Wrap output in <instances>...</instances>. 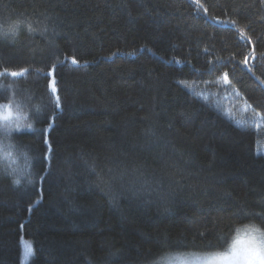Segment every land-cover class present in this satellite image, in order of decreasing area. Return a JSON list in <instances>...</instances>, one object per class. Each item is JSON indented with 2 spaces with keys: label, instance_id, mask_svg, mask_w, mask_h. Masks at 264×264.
<instances>
[{
  "label": "trees",
  "instance_id": "trees-1",
  "mask_svg": "<svg viewBox=\"0 0 264 264\" xmlns=\"http://www.w3.org/2000/svg\"><path fill=\"white\" fill-rule=\"evenodd\" d=\"M13 19L0 264H149L264 222V0H0Z\"/></svg>",
  "mask_w": 264,
  "mask_h": 264
},
{
  "label": "clouds",
  "instance_id": "clouds-1",
  "mask_svg": "<svg viewBox=\"0 0 264 264\" xmlns=\"http://www.w3.org/2000/svg\"><path fill=\"white\" fill-rule=\"evenodd\" d=\"M19 19H13L7 24H0V35L8 36L9 29H18L22 25ZM15 98L0 100V104H15ZM31 116V113H30ZM7 139L5 135L2 137ZM222 244L202 255L209 257L206 264H264V222L254 218L242 219L233 223L228 233L221 237ZM177 254L165 253L164 255ZM163 257H157L153 264H161Z\"/></svg>",
  "mask_w": 264,
  "mask_h": 264
},
{
  "label": "rangeland",
  "instance_id": "rangeland-1",
  "mask_svg": "<svg viewBox=\"0 0 264 264\" xmlns=\"http://www.w3.org/2000/svg\"><path fill=\"white\" fill-rule=\"evenodd\" d=\"M0 120L7 121L12 120L14 123H18L20 117L17 114H13L10 108L1 105L0 106ZM258 152L264 153V145L257 148ZM161 264H206L209 257L202 255V253L188 252L177 253L162 256ZM153 264V262L149 263Z\"/></svg>",
  "mask_w": 264,
  "mask_h": 264
},
{
  "label": "snow or ice",
  "instance_id": "snow-or-ice-1",
  "mask_svg": "<svg viewBox=\"0 0 264 264\" xmlns=\"http://www.w3.org/2000/svg\"><path fill=\"white\" fill-rule=\"evenodd\" d=\"M22 22L24 23V21H22ZM28 29H29L30 32L36 30V29H34V28L32 27L31 23L28 24ZM9 31H10L13 35H15L16 28L13 27V28L9 29ZM73 63H77V61L75 60V58H73ZM24 71L27 72V69H24ZM210 71H215V69H214V68H213V69H210ZM53 74H54V70H53ZM20 75H21V73H18V72H16V71H13V72L11 73V76H12V77H19ZM50 85H51V87H52V91H53V92H56V91H57V88H56V86H55V81H51V82H50ZM47 86H48V85H46V88H47ZM57 100L59 101V97H57ZM16 183L19 184V181L17 180ZM114 198H115V197H114ZM109 255H110V256H114L115 253H109Z\"/></svg>",
  "mask_w": 264,
  "mask_h": 264
}]
</instances>
